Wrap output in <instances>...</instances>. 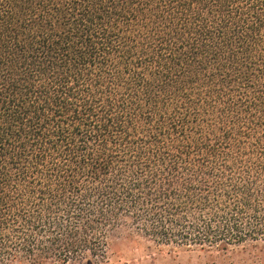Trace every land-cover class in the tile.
<instances>
[{
	"label": "trees",
	"instance_id": "1",
	"mask_svg": "<svg viewBox=\"0 0 264 264\" xmlns=\"http://www.w3.org/2000/svg\"><path fill=\"white\" fill-rule=\"evenodd\" d=\"M117 239L264 246V0H0V264Z\"/></svg>",
	"mask_w": 264,
	"mask_h": 264
},
{
	"label": "rangeland",
	"instance_id": "2",
	"mask_svg": "<svg viewBox=\"0 0 264 264\" xmlns=\"http://www.w3.org/2000/svg\"><path fill=\"white\" fill-rule=\"evenodd\" d=\"M102 264H264V246L244 244L225 252H208L117 239L110 247L109 259Z\"/></svg>",
	"mask_w": 264,
	"mask_h": 264
}]
</instances>
